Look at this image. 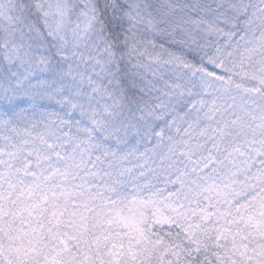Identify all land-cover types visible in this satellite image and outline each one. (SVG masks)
<instances>
[{
  "label": "snow or ice",
  "instance_id": "snow-or-ice-1",
  "mask_svg": "<svg viewBox=\"0 0 264 264\" xmlns=\"http://www.w3.org/2000/svg\"><path fill=\"white\" fill-rule=\"evenodd\" d=\"M0 264H264V0H0Z\"/></svg>",
  "mask_w": 264,
  "mask_h": 264
}]
</instances>
